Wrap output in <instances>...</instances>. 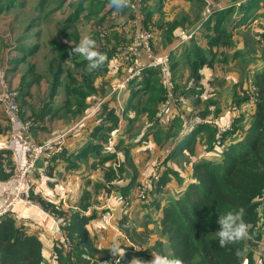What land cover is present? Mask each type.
I'll use <instances>...</instances> for the list:
<instances>
[{"label":"crops","instance_id":"1","mask_svg":"<svg viewBox=\"0 0 264 264\" xmlns=\"http://www.w3.org/2000/svg\"><path fill=\"white\" fill-rule=\"evenodd\" d=\"M52 1L0 0V73H4L8 88L19 91L17 122H32L29 134L38 143L54 140L60 135L64 137L63 152L54 156L47 168L38 161L28 177L30 198L39 207L18 203L11 208L10 216L28 234L40 240L43 264H58L54 249L64 246L65 234L60 222L40 208L39 201L51 206L58 204L64 213L78 212L89 216L86 229L97 250L109 252L111 242L118 237L124 249L132 248L134 253L146 251L156 241L151 243L147 235L156 233L162 237L159 229L162 209L194 182L193 166L204 161L219 164L225 150L243 136L246 128L238 124L234 133L224 135L221 142L216 140L217 130L228 128L233 120L229 107L240 99V83L245 75L256 74L264 67V47L260 41L264 32V2L146 0L145 13L140 15L142 20L139 22L140 18L135 20L127 9L117 11L109 8V0H58L53 7ZM207 2L219 3L230 10L213 12L206 22L201 21V11ZM239 3L245 7L235 6ZM46 5L50 7L47 11ZM78 9L80 12L68 30L74 41H66L61 38L59 25L72 18ZM141 27L152 30L154 54L171 57L176 93L183 98L179 105L168 108L178 114L182 129L177 120L168 125V115L158 117L156 124L159 128L155 127V116H150L149 107L143 106L148 95L141 93L131 98V91H127L120 96L117 106L124 108L122 120L112 133L109 146L106 143L102 145L108 152H127L130 167L123 186L134 177L137 187L152 174V167L158 161L167 160L170 167V171H166L170 173L165 176V182L148 205L136 200L135 187L130 197L128 195L126 209L120 192L106 193L102 188L105 167L111 162L101 166L96 156H89L84 162L74 156L87 144L101 142L98 135L92 138L91 134L101 124V109L115 108L114 97L109 90L129 73L130 68L123 66L115 70L109 66V74L99 75L93 81L96 92L85 99V110L72 116L64 106L68 98L64 89L65 75L61 76L56 94L49 97L51 74L56 67L50 64L54 58L51 50L52 45L59 42L75 47L83 36L81 30L86 28L85 35L96 41L100 52L114 53L129 44L134 30ZM181 32H193V40L181 42ZM74 56L77 61L84 58L75 53ZM66 63L70 64L69 61ZM191 66L199 67L194 73ZM153 77V74L144 75L139 83L150 82ZM77 80L81 85V79ZM159 105H156V110ZM180 114L185 116L189 126H185ZM10 127L3 105H0V140ZM188 129H191L190 135L182 142L181 133ZM193 131L189 144L192 154H189L185 144ZM10 159L13 169L15 160L12 154ZM2 167L9 173L5 161ZM11 186V176L0 180V209ZM134 209L139 211L136 213L140 219L138 225L133 224L131 217ZM105 212H110V216L107 217ZM122 218L130 226L129 236L118 228ZM263 247L264 242H261L258 250L262 251ZM151 254L156 253L151 251L147 257H137L150 260ZM105 263L98 258L97 264Z\"/></svg>","mask_w":264,"mask_h":264},{"label":"trees","instance_id":"2","mask_svg":"<svg viewBox=\"0 0 264 264\" xmlns=\"http://www.w3.org/2000/svg\"><path fill=\"white\" fill-rule=\"evenodd\" d=\"M142 1V7L138 11L139 22L142 20L140 15L145 13L147 5L146 0ZM257 4L255 5L256 7ZM235 6L240 8L241 3ZM244 7L245 5L241 8ZM225 8L223 6V9L217 12L227 11L228 8ZM203 10L204 6L201 16ZM79 12L80 10L78 9L72 18L64 21L63 25H59L58 31L62 39L74 41L68 30L75 21L74 17ZM131 13L133 14V12ZM208 19L209 17L204 22ZM201 21H203L202 17ZM150 31L152 32V30ZM193 35L190 38V42L194 38ZM260 41L264 47V32L261 34ZM52 46L51 51L54 54V58L50 64L56 67L51 74L52 81L49 97L52 98L56 94V90L61 84V76L65 75L66 84L64 89L68 98L64 106L65 110L72 116L85 110V99L88 95L96 92L93 81L99 75L109 74V66H113L112 68L115 70L123 67V65L116 62L118 51H115L114 53L109 52L106 54L109 59L104 66L89 72L87 60L83 58L81 61H77L74 53L70 55L72 48L67 47L63 42ZM168 58L170 73L175 84L174 92L179 105L183 97L176 93L171 57L168 55ZM262 59L264 61V49ZM111 60H114V62L112 61L113 64L110 65ZM66 61H69L70 64H67ZM191 67L195 73L199 66ZM129 68V73L126 76L132 70L131 66ZM157 72L155 68L143 69L142 73L136 79L127 83L121 91L111 92L116 83L110 88L109 91L114 97L115 108L109 109L106 107L101 109L103 110L99 116L101 124L91 134L92 138L98 135L101 142L87 144L74 156L78 161L83 162L89 156H96L98 157V164L101 166L106 162H111L110 165L105 167L106 172L102 188L106 193L110 191L120 192L123 200L122 204L128 203V198L136 187L134 177L123 186L126 181L128 167H130L129 157L127 152L125 154L122 152L119 167L114 169L112 164L115 161L116 152L113 150L110 152L105 151L102 144H108L112 140V133L116 131L115 129L122 120L121 114L124 108L117 106V104L119 105L118 97L119 94L122 95L127 91H131V98L141 93L148 95V99L145 100L143 106L144 108L149 107L150 116H155V127L159 128L156 124L158 122L157 119L164 115H168V125L177 120L178 114L172 111L173 109L168 108L173 105L166 106L165 88ZM141 74L142 76L153 74L155 77L151 78L150 82L144 83L142 81L139 83L142 78ZM248 77L253 80L257 99L252 112L251 122L248 128L243 130L242 138L225 150L222 161L219 164L205 161L196 163L193 166L194 182L177 199L168 201L167 205L162 209L159 229L168 246L169 254L167 256L180 258L183 264H264V253H262L264 247L262 251L258 250L260 243L264 242V67L256 74L250 73ZM77 78L81 79V85L78 83ZM240 87V89L246 87V80L240 83ZM241 102L242 100L240 99L236 100L238 104ZM158 103L160 105L156 110L155 107ZM73 106L74 108H72ZM150 107L154 108V110L150 109ZM176 122L181 127V130L182 123L180 124L179 120ZM233 122H231L233 124H231L232 127L224 132L223 138L224 135L226 137L236 131L235 124L237 120ZM193 136L194 131L189 141L185 144L189 154H192V148L189 147V144ZM102 151L103 154L101 153ZM10 154L8 150L0 149V180L8 179L12 174ZM3 161H5L6 167H9V173L5 172L2 167ZM166 161H164V165L168 164ZM167 173L163 176L157 175L151 185H149V190L143 200L145 206L151 202L156 191L165 182L164 178ZM39 202L45 209L50 210L52 208L48 203ZM241 208L244 209L243 219L249 225L250 238L220 247L219 239L216 235V232L219 231V217L228 212H236ZM58 215L61 219L60 228L64 232L65 237L71 242L72 251L67 253L64 246H56L54 249L56 263L97 264L98 258L105 261V264L111 263L110 252L95 249L91 239L88 237L86 225L90 220L89 216L78 212L64 213L61 209ZM118 228L128 236L131 234L130 226L125 218L118 222ZM128 249H125L126 256L121 261V264H128L131 261V257H147L151 251L164 255L163 242L160 240H156L153 246L149 248L150 250L147 249L143 252L134 253L132 248ZM0 264H43L40 240L34 235L28 234L25 228L16 224L10 215L0 217Z\"/></svg>","mask_w":264,"mask_h":264},{"label":"built area","instance_id":"3","mask_svg":"<svg viewBox=\"0 0 264 264\" xmlns=\"http://www.w3.org/2000/svg\"><path fill=\"white\" fill-rule=\"evenodd\" d=\"M132 3L134 7L126 9L133 12L135 20H138V11L142 7L143 1L132 0ZM222 9L223 6L219 3H205L204 10L202 12V20L205 21L213 12L220 11ZM192 34L193 32H181L180 41L184 42L186 40H190ZM152 40L153 34L150 30L137 28L133 32L130 43L118 50L116 62L124 66H131L132 70L128 76L112 88L111 92L121 91L127 83L136 79L143 69L155 68L158 71V76L161 78L165 88L166 106L170 104L177 106L176 95L174 92L175 84L170 73L168 55L156 56L152 49ZM139 60H143L145 63H140ZM245 80L246 87L239 90L238 96L242 102L239 104L236 102L232 103L229 107V112L233 114L232 122L239 119L241 115L245 113L246 109L250 108L253 112L255 107L257 99L256 88L253 85L251 77H247ZM18 98L19 91L8 88L4 73H0V105H3L4 114L11 123V127L7 135L0 140V149L8 150L13 155L15 160L13 162L14 166L11 174V191L5 196L4 204L0 209V217L3 215H11V208L18 203H26L28 205L39 207L35 205L30 198V186L27 182L28 177L38 161L42 162L44 168L49 167L52 158L57 154H60L64 146L63 135L58 136L54 140L42 143L36 142L31 137L29 130L32 127V122H17L19 116ZM97 105H99V103ZM179 118L184 122L185 126H189L183 114H180ZM228 129H230V127L217 130V142L222 141L223 134ZM114 160L115 161H113L112 166L116 169L119 167V163L121 162V153H116ZM161 170V165L156 164L152 170L154 173L153 175L156 174L157 176ZM153 180H145L137 185L135 198L138 202H143L149 190V185H151ZM51 207L52 208L50 210L43 207L40 208L45 210L49 215L53 216L56 221L61 222L58 215L61 209L60 206L58 204H52ZM123 207L127 208L128 203H124ZM105 215L109 217L110 212H105ZM64 248L67 253H71L72 245L66 237ZM110 264H113V261H111Z\"/></svg>","mask_w":264,"mask_h":264},{"label":"clouds","instance_id":"4","mask_svg":"<svg viewBox=\"0 0 264 264\" xmlns=\"http://www.w3.org/2000/svg\"><path fill=\"white\" fill-rule=\"evenodd\" d=\"M108 7L117 11L125 8L134 7L132 0H109ZM78 54L88 61L87 69L89 72L100 69L108 61L106 54L98 50L97 43L90 36L85 35L81 38L78 45L72 48L71 53ZM244 209L241 208L236 212H228L219 217V231L216 235L219 239V246L225 247L228 244H234L240 240L250 238L249 225L245 223ZM109 252L113 264H121L126 256V251L121 247L119 238H114L109 246ZM152 255V254H151ZM129 264H183L180 258H170L168 256L155 254L150 260L141 257H133Z\"/></svg>","mask_w":264,"mask_h":264},{"label":"rangeland","instance_id":"5","mask_svg":"<svg viewBox=\"0 0 264 264\" xmlns=\"http://www.w3.org/2000/svg\"><path fill=\"white\" fill-rule=\"evenodd\" d=\"M58 3V0H54V1H52L50 4H52V7L53 6H55L56 4ZM6 5V4H5ZM49 8L50 7H48V5H46L45 6V11H47V10H49ZM86 27V26H85ZM85 32H86V28H83V30H81V34L83 33V36H85ZM82 36V37H83ZM91 37V36H90ZM92 38V37H91ZM124 66V65H123ZM250 75V73L249 74H246L245 75V77H244V79L243 80H245L248 76ZM242 80V81H243ZM120 94H119V97H118V99L120 100ZM177 96H178V94H177ZM120 108H123V106L121 105V107ZM251 114H252V111H251V109L250 108H248V109H246V111H245V113L243 114V115H241V117L239 118V119H236L237 120V122H236V124H235V126L236 125H238V124H241L243 127H245V128H248V126H249V124H250V119H251ZM231 117H233V116H231ZM235 120V121H236ZM234 123V122H233ZM167 124H168V121H167ZM232 124V123H231ZM231 124H230V128L232 127L231 126ZM233 125V124H232ZM190 132H191V129H188V130H186V131H183L182 133H181V140H182V142H184L188 137H189V135H190ZM181 142V143H182ZM159 165H161V167H162V170L157 174V175H164V174H166L167 172L166 171H170V167H168L167 165H164V162L163 161H158L157 162ZM151 168V167H150ZM152 168H154V166L152 167ZM153 170V169H152ZM170 173V172H169ZM152 174H153V172H152ZM151 173L149 174V176L146 178V180H153L154 178H155V176H156V174L155 175H152ZM163 187V186H162ZM144 203V202H143ZM129 205V204H128ZM128 208V207H127ZM126 208V209H127ZM129 212V211H128ZM137 212H139V211H135V209H134V211L132 212V215H131V217H132V220L134 221L133 222V224L134 225H138L139 223V221H140V219H139V217L138 216H136V213ZM262 215H263V213H262ZM114 226V225H113ZM154 233V232H153ZM147 237H149V239H150V242L151 243H153L155 240H158L159 238L161 239L160 241L161 242H163V252H164V255L165 256H167L168 254H169V251H168V246H167V244H166V242H165V239L164 238H162V237H159L156 233H154V234H152L151 236H148L147 235ZM262 253H264V250L262 251ZM99 257V256H98Z\"/></svg>","mask_w":264,"mask_h":264}]
</instances>
